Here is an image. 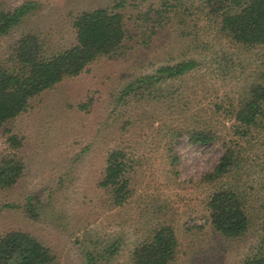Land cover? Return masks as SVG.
I'll return each mask as SVG.
<instances>
[{
	"label": "rangeland",
	"instance_id": "rangeland-1",
	"mask_svg": "<svg viewBox=\"0 0 264 264\" xmlns=\"http://www.w3.org/2000/svg\"><path fill=\"white\" fill-rule=\"evenodd\" d=\"M28 1L36 3L34 13L0 38V62L30 33L50 50L69 49L76 41L75 16L118 3L126 36L121 50L33 97L23 114L0 126V159L14 154L25 166L13 189H0V237L31 233L52 249V264H86L87 252L119 242L105 264H130L136 247L169 224L179 242L171 264H243L264 257V117L245 136L237 134L234 119L251 89L264 84V46L242 47L225 37L203 0L0 5L12 9ZM188 60L197 66L184 75L121 98L130 83ZM195 130L214 138L195 143ZM12 135L19 148L10 147ZM114 150L131 165L123 205L101 186ZM226 151L233 153V170L206 179ZM221 189L239 194L250 219L239 239L225 238L211 224L207 202ZM28 198L39 201L35 217Z\"/></svg>",
	"mask_w": 264,
	"mask_h": 264
},
{
	"label": "trees",
	"instance_id": "trees-1",
	"mask_svg": "<svg viewBox=\"0 0 264 264\" xmlns=\"http://www.w3.org/2000/svg\"><path fill=\"white\" fill-rule=\"evenodd\" d=\"M207 12L218 20L221 32L237 45L247 48L264 46V0H203ZM97 8L78 14L72 21L75 44L69 49L55 51L35 33L22 36L14 50L0 62V126L23 114L30 100L52 89L66 78L80 75L97 59L121 50L126 36L124 16L117 9ZM34 1L5 9L0 5V38L8 36L27 17L33 15ZM159 13L158 11H156ZM197 66L196 61L163 65L148 75L127 85L122 97L141 92L167 79L184 75ZM264 117V84L255 85L248 97L237 107L234 119L237 134L245 136L260 126ZM195 143H207L213 136L205 131L190 133ZM12 149L21 141L12 135L7 139ZM233 153L226 151L206 179L223 177L233 170ZM176 160V159H175ZM130 162L121 150L112 151L107 158L101 186L110 188L114 204L123 205L129 197ZM23 161L14 154L0 159V189L11 190L24 172ZM205 178V177H204ZM27 200L28 212L36 216L39 201ZM207 207L213 228L227 239H239L247 233L250 219L239 194L221 189L209 198ZM179 242L173 227L161 224L134 250L130 264H171ZM119 248V242L104 246L101 252L85 254L86 264H105ZM56 259L52 249L29 232L12 231L0 237V264H52ZM243 264H264V257H254Z\"/></svg>",
	"mask_w": 264,
	"mask_h": 264
}]
</instances>
